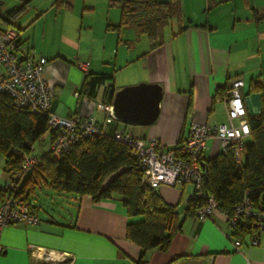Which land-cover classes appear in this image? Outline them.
Masks as SVG:
<instances>
[{
    "label": "crops",
    "instance_id": "crops-1",
    "mask_svg": "<svg viewBox=\"0 0 264 264\" xmlns=\"http://www.w3.org/2000/svg\"><path fill=\"white\" fill-rule=\"evenodd\" d=\"M111 2L1 1L0 29L20 30L19 56L47 61L43 77L52 113L64 118L95 116L107 135L121 129L175 146L192 121L228 122L225 96L232 81L241 79L245 94L252 79L261 76L264 81V65L257 62V54L264 51V0H182L186 29L179 31L174 22L165 31L163 45L155 49L148 36H138L131 26L111 27L121 20V9ZM17 8L14 19L9 12ZM79 63L90 64L87 73ZM100 75L109 79L92 94L85 92L87 79ZM141 83L163 87L160 113L152 124L124 123L107 112L105 107L113 106L120 89ZM49 142L45 140L47 150ZM222 151L220 140L210 139L204 161ZM5 165L0 154V189L9 179ZM158 191L167 203L178 206L182 220L166 250L143 254L127 237V226L143 217H130L121 199L95 202L89 195H68L72 212L2 231L0 264H42L32 256L34 247L70 254L72 264H264V235L258 246L245 236L238 250L235 231L223 212L204 220L188 215L191 183Z\"/></svg>",
    "mask_w": 264,
    "mask_h": 264
},
{
    "label": "trees",
    "instance_id": "trees-1",
    "mask_svg": "<svg viewBox=\"0 0 264 264\" xmlns=\"http://www.w3.org/2000/svg\"><path fill=\"white\" fill-rule=\"evenodd\" d=\"M111 3L121 9L119 25L111 27L120 30L131 26L138 36L149 37L153 49L163 45L165 31L174 22L179 24V31L186 29L182 0H112ZM19 12V8L11 10L9 16L15 19ZM260 17L264 19V14ZM9 27L14 26L6 28ZM107 79L106 75L91 76L83 90L92 94ZM248 93H261L263 112L256 117L247 114L251 135L246 142L244 163L237 167L231 148L206 160L203 196L193 192L187 209L190 216L195 217L210 196L219 202L221 212L227 216L233 214L235 206L245 197L264 213V82L261 76L251 80ZM101 129V134L81 138L73 151L56 158L50 148H44L46 133L50 146L56 137V130L49 126V114L19 109L10 96L0 94V154L6 158L5 170L9 177L22 167L23 158L19 153L35 154L38 158L21 181L18 194L31 201L33 190L28 192L27 186L44 183L58 194L89 195L95 202L119 198L130 217H143L127 226V237L141 247L142 253L155 248L168 249L182 228L178 206L167 203L158 189L143 184L136 154L117 141L112 136L114 132L107 135ZM38 145L41 147L37 148ZM234 231L238 239L249 232L241 225Z\"/></svg>",
    "mask_w": 264,
    "mask_h": 264
},
{
    "label": "built area",
    "instance_id": "built-area-1",
    "mask_svg": "<svg viewBox=\"0 0 264 264\" xmlns=\"http://www.w3.org/2000/svg\"><path fill=\"white\" fill-rule=\"evenodd\" d=\"M21 32L16 27L0 29V94H7L19 109L49 114V126L56 130V137L50 149L56 158L74 150L81 138L102 133L95 116L64 118L51 112L52 96L43 74L46 60H31L18 54ZM89 63H79L86 73ZM228 122L216 125L201 124L192 121L188 132L175 146H167L156 140L136 138L125 130L117 129L112 136L127 145L138 157V168L143 172L142 182L151 188L177 186L191 183L194 194L202 197L204 153L208 141L218 138L223 151L232 149L237 167H241L245 158V146L251 135L247 121L244 82L236 79L230 83L225 96ZM114 115L113 106L105 107ZM239 122V123H236ZM23 158L22 167L9 177L0 192V236L8 226L38 225L41 220L31 201L17 190L25 175L37 164L35 154L19 153ZM221 212L219 202L210 196L205 204L196 211L195 217L204 220ZM225 214V213H224ZM226 215V214H225ZM227 216V215H226ZM232 228L240 225L249 232L252 246H258L264 235V213L245 197L235 206L232 215L227 216ZM244 236V237H245ZM243 239L234 241L235 249H240ZM35 261L42 264H72L70 254L60 253L43 247H34L31 251Z\"/></svg>",
    "mask_w": 264,
    "mask_h": 264
},
{
    "label": "water",
    "instance_id": "water-1",
    "mask_svg": "<svg viewBox=\"0 0 264 264\" xmlns=\"http://www.w3.org/2000/svg\"><path fill=\"white\" fill-rule=\"evenodd\" d=\"M163 99V87L160 84L141 83L120 89L113 102V112L116 118L124 123L152 124L160 113ZM245 105L252 117L263 112L261 93L245 94ZM204 173L208 164L203 162Z\"/></svg>",
    "mask_w": 264,
    "mask_h": 264
},
{
    "label": "rangeland",
    "instance_id": "rangeland-1",
    "mask_svg": "<svg viewBox=\"0 0 264 264\" xmlns=\"http://www.w3.org/2000/svg\"><path fill=\"white\" fill-rule=\"evenodd\" d=\"M257 55L258 65H264V51L262 55ZM44 136L46 140L49 138L48 133H46ZM32 190L33 192L30 193V200L32 204L37 207L41 220L46 221L49 220L51 216L59 217L61 214H65L68 210L71 212L73 211V206L71 205L72 201L68 195H60L47 187V185L44 183L40 185L37 183H30L27 186V191L29 192Z\"/></svg>",
    "mask_w": 264,
    "mask_h": 264
}]
</instances>
